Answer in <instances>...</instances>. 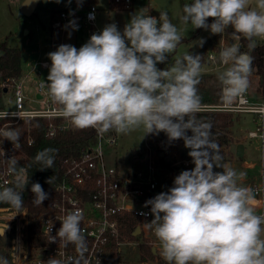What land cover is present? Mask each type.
Masks as SVG:
<instances>
[{"label": "clouds", "instance_id": "obj_1", "mask_svg": "<svg viewBox=\"0 0 264 264\" xmlns=\"http://www.w3.org/2000/svg\"><path fill=\"white\" fill-rule=\"evenodd\" d=\"M82 2L77 0L78 6ZM182 11V24L213 35H222L231 27L239 34L237 39L243 36L249 41V49L255 47L256 38L264 39V0H256L255 8L249 0H192ZM69 27L78 30L75 21L70 20ZM182 36L165 11L158 19L134 13L122 31L113 22L93 33L79 49L61 44L49 52L47 82L43 80L40 87L78 129L127 135L143 127L145 135L164 132L169 141H184L194 167L181 171L172 187L144 204L150 206L153 216L146 227L154 232L167 264H264V216L255 213L252 190L243 185L246 173L223 162L211 139V123L197 120L201 55L189 52L170 69L157 67L168 61ZM204 43L201 38L197 45ZM252 60L238 44L221 48L219 62L225 67L218 71L217 79L226 105L249 88ZM4 139L14 150L21 146L15 129L9 128ZM57 152L55 148L39 151L34 157L42 165L39 170L53 168ZM4 162L9 173H17L19 161L14 156ZM27 183L18 185L19 191L0 188V204L22 208ZM31 192L34 205L40 206L48 198L38 182L31 185ZM81 220L78 211L68 212L57 237L65 246L75 245L83 258L87 245ZM0 264L8 262L0 258ZM48 264L56 262L49 260Z\"/></svg>", "mask_w": 264, "mask_h": 264}, {"label": "built area", "instance_id": "obj_2", "mask_svg": "<svg viewBox=\"0 0 264 264\" xmlns=\"http://www.w3.org/2000/svg\"><path fill=\"white\" fill-rule=\"evenodd\" d=\"M85 21L91 26V35L99 32L96 26L100 0H88ZM109 7L116 11H132L139 0H107ZM90 14L94 15L90 19ZM66 12L60 14V21L52 24L53 29H61L69 20ZM226 47L223 38L219 51L209 53L208 62L213 70H223L225 66L219 62V52ZM42 70L49 69V62L41 63ZM32 71H35L33 67ZM24 80L21 77H11L3 81L0 87L12 94L13 106L8 102L2 103L0 108V188L17 187L26 178V170L20 164L26 159L24 146H33L32 121L45 119L49 121L47 136L54 137L59 132L74 128L68 118L62 114L59 105L52 102L46 89L38 85L41 99H34L33 103L42 105L34 108L28 105L24 92ZM212 111L236 115H252L257 124L256 130L250 131L244 140L261 139L264 151V125L258 126V119H264V92L259 98H253L249 90L234 100L231 105L224 102L218 105H201L199 112ZM9 128L20 133V148L14 150L12 143L4 139ZM95 129V128H94ZM96 130V129H95ZM120 135L115 131L98 132L97 142L82 154L79 159L69 158L63 162V177L55 188L53 195L46 199L49 210L31 217L28 208H8L0 206V258L6 259L8 264H48L54 260L56 264H145L140 260L134 262L126 256V252L135 249L137 243L129 242L121 234L120 217L127 213L144 220L141 229L143 234L146 223L153 216L150 206L144 207L145 201L151 199L152 194L159 187L160 166L153 153L146 156V168L126 171L118 164H111L109 158L112 150L118 145ZM223 149V148H220ZM228 152L227 149H225ZM14 158L19 161L16 174L8 171L4 158ZM264 162V158H263ZM254 203L262 209L260 216H264V174L261 183H254L251 187ZM70 211H78L81 216V230L86 239L87 250L80 257L75 245L65 246L57 237L61 221ZM146 213L147 215H143ZM37 227V237L45 241L44 245L30 246V225ZM137 228V229H138ZM137 231V230H136ZM154 234V232L152 231ZM56 237L55 241H51ZM147 239H152L146 236ZM157 239V238H156ZM158 248L159 242H150ZM139 245V244H138Z\"/></svg>", "mask_w": 264, "mask_h": 264}, {"label": "rangeland", "instance_id": "obj_3", "mask_svg": "<svg viewBox=\"0 0 264 264\" xmlns=\"http://www.w3.org/2000/svg\"><path fill=\"white\" fill-rule=\"evenodd\" d=\"M69 0H60V3H56L55 0H40L35 14L31 17H26L21 13V6L24 0H0V42L7 41L8 44L14 48L21 50V66L23 70L24 80V92L29 100L28 105L30 107L38 108L42 105L33 103V100L37 98L38 85L44 80L47 82V76L49 69L42 70L41 63L51 61L48 58V53L55 51L57 47L61 44H71L79 49L83 44H85L91 36V26L85 21V8L88 5V0H83L82 5L78 6L77 0H71L74 3L73 9L70 13L69 20L64 24L61 29H53L52 24L59 20L60 17L53 18V12L59 10L64 6V2ZM66 3V2H65ZM140 4V5H139ZM249 5L252 8L256 7V0H249ZM142 6H146V9ZM107 0L99 1V13L98 20L96 21L97 28L101 31L103 27L110 23H116L118 28L122 31L125 24L130 20L134 13H145L149 14L157 19L161 11L168 13L169 19L175 24L178 29L182 30L183 36L181 43L177 46L176 50L169 55L168 61L163 63L164 65H170L173 59H179L183 54L186 53H199L201 47L198 46V40L203 38L205 40V45L209 46L210 41L216 36L211 34L209 31L204 29H193L192 25H184L180 22V17L183 15V9L181 7V0H139L136 3L134 10L122 12L110 10ZM66 13L69 11L65 10ZM67 13V14H68ZM75 21L78 25V30L73 31L69 27V21ZM211 23L212 21H208ZM26 31H28L26 33ZM226 46H231L233 44H238L240 46V51H243L242 42L237 38H225ZM221 39L220 43L222 42ZM203 44V45H204ZM219 45L216 51H219ZM264 45V39L256 38L255 46ZM35 67V71H32V67ZM160 69V64L157 65ZM221 70H213L208 64L203 66L201 73L206 74L208 79L205 81V86L212 88L217 83V73ZM254 71L249 78V93L251 96L255 97L258 94L263 93V87L259 84V78L254 76ZM3 83L0 80V85ZM220 84V83H219ZM219 89V88H218ZM2 103L8 102L9 106H13L12 94L7 90H3L1 94ZM236 115V114H235ZM239 120L235 124V133L238 139L244 140L250 131L256 130L257 124L254 122V116L252 115H236ZM242 116V117H241ZM258 126L264 125V119H258ZM145 130L143 127L136 131H133L127 135H120L118 145L112 150V154L109 158L111 164H118L124 168L126 171H134L140 168H146L148 160L146 156L150 157L153 153L157 156L155 160L158 162L160 169V175L158 176L159 181L163 182V177L167 171L174 173L177 176L183 170H191L194 167L191 157L188 155L190 151L184 146V144L175 145H164V151L161 153L158 150V145L151 143V134L145 135ZM244 146H246V159L250 163H254L253 171L257 172L256 183L259 182L262 175V161L264 154L261 147V139H252L247 141H242ZM223 150V149H219ZM228 150V149H227ZM227 158L230 159V154L226 152ZM162 154H164L162 156ZM191 160V161H190ZM261 183V182H260ZM162 186V184H161ZM160 187V186H159ZM261 211L258 210L260 214ZM153 219V218H152ZM151 219V220H152ZM150 220V221H151ZM149 221V222H150ZM143 234H140L139 239L133 241L128 239L129 242L137 243L135 249H130L127 251L126 256L131 259V261L140 260L139 243L145 241L148 245L151 243L159 242L152 230L145 228ZM146 236L152 239H147ZM153 245V244H152ZM160 248V244H158ZM156 248V246H153ZM130 251V252H129ZM129 252V253H128ZM156 258L159 260V264H164L166 261L157 255ZM163 259V260H162ZM148 264H156L155 261H147Z\"/></svg>", "mask_w": 264, "mask_h": 264}, {"label": "trees", "instance_id": "obj_4", "mask_svg": "<svg viewBox=\"0 0 264 264\" xmlns=\"http://www.w3.org/2000/svg\"><path fill=\"white\" fill-rule=\"evenodd\" d=\"M192 3V0H181V7L185 4ZM212 21V18H209ZM239 34L234 33V29L228 27L222 35H216L211 41L210 45H203L199 53H191L193 55H201L202 68L208 65V56L212 51H216L219 42L222 38H236ZM242 42V52L248 53L252 58V70L254 74L259 78V84L264 90V45L255 46L249 49V41L243 36L239 38ZM21 55L22 52L18 48H14L8 44L7 41L0 42V80L5 81L11 77H21L23 75V70L21 66ZM183 54L179 59H182ZM178 59H173L170 65L160 64V69H170L173 67ZM202 70V69H201ZM209 76L201 73L200 83L198 85V93L201 97V105H218L223 102L221 98V85L219 81L212 88L205 86V81ZM217 79V78H216ZM219 88V89H218ZM3 89L0 87V108H2V98L1 94ZM197 120L205 123H211V139L218 145V148H223L220 150V154L223 160L226 159L227 155L225 149L230 147L233 140V127L239 120L235 114L224 113V112H198ZM49 121L45 119H36L32 121V136L35 140L33 146H24V151L26 153V159L21 161V166L26 170V178L19 185H23L27 180L28 183L22 193V199L24 205L22 208H28L30 215L34 218L37 214L49 210V203L44 200L40 206L34 205L32 203L34 199V194L31 192V185L33 183H40L44 191L48 195H53L55 193V188L57 184L61 181L63 177V162L69 158L79 159L82 154L87 152L91 146L97 142L98 131L94 128L78 129L74 128L67 131L59 132L54 137L47 136V128ZM112 132V131H110ZM191 133H189L190 135ZM151 143L158 145V150L162 153L164 151V145L166 144H184L183 140L169 141L167 135L164 132H160L158 135L151 134ZM46 148L58 149L55 156V162L53 168H48L45 170H39L42 167L41 164L34 162L35 155ZM264 174V169H263ZM50 179V183L47 181ZM19 191L20 187H16ZM153 198V197H152ZM1 207L14 208L7 204H0ZM121 223V234L127 239L137 240L139 237H135L139 226H142L144 220L133 214L127 213L120 217ZM45 241L37 237V227L35 224L30 225V246L36 247L44 245ZM140 259L143 262L155 261L156 253L153 251V246L148 245L145 241L139 243Z\"/></svg>", "mask_w": 264, "mask_h": 264}, {"label": "crops", "instance_id": "obj_5", "mask_svg": "<svg viewBox=\"0 0 264 264\" xmlns=\"http://www.w3.org/2000/svg\"><path fill=\"white\" fill-rule=\"evenodd\" d=\"M25 1V0H24ZM66 2V3H65ZM64 2V6H62V8L61 9H59V10H57V11H55V12H53V18H57V17H60V14L62 13V12H66L65 10H67V11H69V13H68V15L70 16V13H71V11H72V9H73V6H74V3H73V1H71V2H69V1H65ZM89 2V1H88ZM140 5V4H139ZM87 7H88V5H87ZM87 7L85 8L86 10H87ZM143 7V9L145 8L146 9V6H142ZM110 10H114L113 8L112 9H110ZM116 11V10H115ZM86 13V12H85ZM157 15V14H156ZM28 31H26V33H27ZM28 34V33H27ZM34 67V66H33ZM33 67H32V69H33ZM254 76H256V75H254ZM261 94L262 93H260V94H258V96H256V99L257 98H259L260 96H261ZM36 96H37V98L38 99H41V95L39 94V92H38V94H36ZM253 97V96H252ZM253 98H255V97H253ZM241 115H243V114H241ZM242 117V116H241ZM254 118H256V117H254ZM232 131H233V140H234V142H233V144L230 146V147H228V154H230V159H228L227 157H226V159L225 160H223V162L224 163H227V164H229L232 168H234L235 170H237V172H240V171H243V172H245L246 173V177H245V179H244V181H243V185L244 186H246V187H249V188H251L252 187V185L254 184V183H256V178H257V172H254L253 171V167H254V163H250V162H248L246 159H240V158H238L237 157V155H236V148H237V146L239 145V144H243L244 145V143L242 142V141H244V140H242V139H238V136L236 135V133H235V126L233 127V129H232ZM244 138V137H243ZM245 141H247V140H245ZM169 145H175V144H169ZM245 147V156H246V146H244ZM261 147H262V142H261ZM262 151H263V147H262ZM263 154H264V151H263ZM164 154H162V156H163ZM191 161V160H190ZM263 169H264V162L262 161V166H261V169H260V173H261V170H262V175H263ZM215 171H222V169H214ZM162 171V169H160V171H159V175H160V172ZM262 175H261V179L259 180V182H261V180H262ZM174 178H175V176H174V173L173 172H169V171H167V173L165 174V176L163 177V182H160L159 181V186L160 187H158L157 189H156V192H154L153 194H152V196H156L157 194H159L160 192H166L170 187H172L173 186V181H174ZM258 182V183H259ZM161 184H162V186H161ZM254 209H255V213H258V210H260L261 212H262V209L260 208V207H258L256 204H254ZM262 238H264V234H262ZM130 252V251H129ZM128 252V253H129ZM127 253V252H126ZM160 255V248L158 247V249H156V256L157 255ZM129 258V257H128ZM130 259V258H129ZM138 260H139V258H138ZM163 260V259H162ZM140 261H141V259H140ZM143 262V261H142ZM145 264H148L147 262H145ZM156 264H159V260H158V258H156ZM164 264H167V262L166 263H164Z\"/></svg>", "mask_w": 264, "mask_h": 264}, {"label": "water", "instance_id": "obj_6", "mask_svg": "<svg viewBox=\"0 0 264 264\" xmlns=\"http://www.w3.org/2000/svg\"><path fill=\"white\" fill-rule=\"evenodd\" d=\"M40 0H25L21 6V13L26 17H31L35 14L37 6ZM159 17V14L156 15ZM236 155L238 158L243 159L245 157V147L243 144H239L236 148ZM255 204V203H254ZM0 233H3V230L0 229ZM141 234V229L138 228L137 231L134 233L135 237H138ZM154 253H156V249L153 248Z\"/></svg>", "mask_w": 264, "mask_h": 264}]
</instances>
